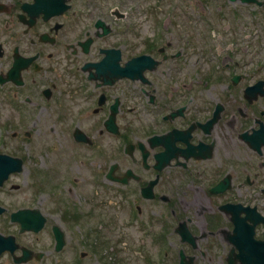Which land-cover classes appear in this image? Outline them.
<instances>
[{
	"label": "flooded vegetation",
	"instance_id": "flooded-vegetation-1",
	"mask_svg": "<svg viewBox=\"0 0 264 264\" xmlns=\"http://www.w3.org/2000/svg\"><path fill=\"white\" fill-rule=\"evenodd\" d=\"M140 6L0 0V264H264V97L244 96L264 70L236 71L230 38L206 72L192 31L164 12L149 38ZM41 139L59 186L91 177L99 213L45 208Z\"/></svg>",
	"mask_w": 264,
	"mask_h": 264
},
{
	"label": "rangeland",
	"instance_id": "rangeland-1",
	"mask_svg": "<svg viewBox=\"0 0 264 264\" xmlns=\"http://www.w3.org/2000/svg\"><path fill=\"white\" fill-rule=\"evenodd\" d=\"M115 2L116 0H100ZM128 4L132 3L135 0H127ZM140 1V13L139 16H142L138 20V25L140 26L139 31L145 34L147 37L151 38L152 31L156 27L155 25L163 16V12L169 8L170 13H177L174 20L170 24V29L180 32V28L187 27L189 31H192L191 37L197 44L203 46L206 55H205V64L204 69L206 72L214 69L215 62L224 66L223 57L220 56L221 53L225 52L226 48H222L221 44L224 42L227 43V40L236 41L235 48L238 52L234 63L239 61L241 64V70L253 69L256 66H260L261 62L264 61V40L262 38V25L264 20V10H260L257 7L251 5L248 6L241 1L232 2L231 0H139ZM137 7L134 5L133 9ZM248 8V9H247ZM240 10V13H237ZM255 12V13H254ZM134 15V14H133ZM225 15L226 19H222V16ZM260 17V19H259ZM202 25V35L198 39L195 34V29L197 26ZM218 25H230L229 31H224L222 27ZM173 30V31H174ZM220 30V31H218ZM224 31L227 36L221 34V31ZM173 32H171L172 35ZM264 35V33H263ZM201 39V40H200ZM200 40V41H199ZM199 41V42H198ZM230 49V47H228ZM212 52V53H211ZM211 53V54H210ZM264 76V74H263ZM262 76V77H263ZM244 82V81H243ZM44 140L41 139V142H37L36 149L33 147L31 154H34L38 157V167L40 169L39 179H36V187L42 191V198L46 202V209L49 212L54 213L56 211L55 207L58 203H55V200H58L59 193L51 190V185L55 182L51 181L48 177L50 176L49 167H47L50 162V158L56 153L50 151L51 144H44ZM53 144L56 147H60V143L53 141ZM61 151V148H58ZM23 156L27 157V151L24 146H22ZM30 154V155H31ZM27 167L30 170L34 167V161L32 164L28 160ZM45 163V166L43 164ZM45 173L44 178L41 174ZM51 174V173H50ZM35 175V172H34ZM78 175V174H77ZM77 175L72 174V179ZM40 180V181H39ZM58 185V183H56ZM55 184V185H56ZM72 190L70 182L66 181L63 184V193L65 192L66 198L72 199L76 202L79 198L82 199L84 203L87 199L89 200L90 210L92 213L97 212V202L92 197L96 196V193L99 194V190L96 187L91 185V177L88 175L87 181L84 179H77L76 183L73 185V198L68 195V190ZM64 195V194H62ZM65 196V195H64ZM78 202V201H77ZM129 247V246H128ZM134 250V248H133ZM131 257V256H130Z\"/></svg>",
	"mask_w": 264,
	"mask_h": 264
}]
</instances>
